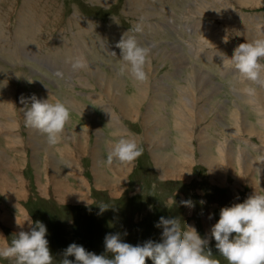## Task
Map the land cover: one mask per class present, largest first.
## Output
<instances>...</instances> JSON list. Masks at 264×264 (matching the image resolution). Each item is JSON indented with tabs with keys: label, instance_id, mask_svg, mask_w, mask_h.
<instances>
[{
	"label": "rangeland",
	"instance_id": "rangeland-1",
	"mask_svg": "<svg viewBox=\"0 0 264 264\" xmlns=\"http://www.w3.org/2000/svg\"><path fill=\"white\" fill-rule=\"evenodd\" d=\"M215 1L0 0V217L13 222L0 218V247L29 230L25 220L31 216L47 226L53 264H59L73 242L105 253L108 233L120 232L133 245L162 239L157 221L167 213L209 236L213 254L228 264L210 229L222 207L264 192V85L238 79L222 56L230 59L246 39L264 38V0ZM137 23L142 32H126ZM124 33L151 48L144 82L118 70L117 43ZM76 54L88 61L87 69L71 68L64 77L52 71ZM177 66L182 71L175 76ZM190 75H196L193 86L187 83ZM248 86L256 89V99L244 93ZM33 94L49 102L63 100L71 109L55 145L25 123L24 108ZM210 95L215 99L202 97ZM116 132L134 135L143 154L132 162L109 163ZM225 142L234 146L235 159L238 148L250 154V168L234 159L231 167L221 161ZM5 181L14 188L6 194ZM53 183L64 192L72 189L65 192L69 201L58 200ZM182 198L194 206L181 203ZM46 201L61 208L57 224L44 215ZM101 202L112 207L98 214ZM0 264L15 261L0 258Z\"/></svg>",
	"mask_w": 264,
	"mask_h": 264
},
{
	"label": "clouds",
	"instance_id": "clouds-1",
	"mask_svg": "<svg viewBox=\"0 0 264 264\" xmlns=\"http://www.w3.org/2000/svg\"><path fill=\"white\" fill-rule=\"evenodd\" d=\"M128 31L139 33L143 31V26L137 23ZM125 33L117 43L121 50L118 70L130 74L137 82H144L148 79L146 69L152 60L151 48L142 45L135 35ZM203 40L208 44L204 37ZM222 57L234 67L240 78L264 85L261 75L264 73V63L261 62L264 58V38L246 39L233 50L230 59ZM71 67L74 72L87 69L88 61L76 57ZM56 75L63 77L64 73L57 71ZM229 83L235 91V84ZM244 93L251 99L256 89L248 86ZM70 112V107L63 100L49 102V99L41 100L33 94L30 106L24 108V119L26 125L44 133L48 143L55 145L62 138ZM114 135L118 139L110 142L107 155L109 163L113 160L132 162L143 154L144 149L134 135L119 132ZM170 203L174 206L173 196ZM181 203L188 207L194 206L189 198H182ZM97 206L100 209L98 214L112 207L107 202ZM25 221L28 222L29 230L19 231L10 243L6 242L5 246L0 247V258L14 260L15 264H53L55 257L50 251L47 226L42 221H33L31 216ZM157 226H162V239L150 238L143 244L126 242L120 232L108 233L104 241L105 253L101 254L73 242L64 250L59 264H147V258H151V264H221L220 259L213 254L209 236H201L195 226L182 223L179 216L160 215ZM210 236L216 241L215 248L219 255L228 264H264V192L254 191L243 202L222 207L218 221L210 229Z\"/></svg>",
	"mask_w": 264,
	"mask_h": 264
},
{
	"label": "bare ground",
	"instance_id": "bare-ground-1",
	"mask_svg": "<svg viewBox=\"0 0 264 264\" xmlns=\"http://www.w3.org/2000/svg\"><path fill=\"white\" fill-rule=\"evenodd\" d=\"M215 1V0H214ZM216 2V1H215ZM219 3V2H218ZM227 5V4H226ZM222 6H224V5H222ZM226 7V6H225ZM259 8H261V7H259ZM250 16V15H249ZM248 17V16H247ZM203 26V25H202ZM234 28H235V26H233ZM73 36V35H72ZM81 36V35H80ZM79 37V36H78ZM76 38V37H75ZM74 38V39H75ZM83 38V37H82ZM81 38V39H82ZM77 39V38H76ZM75 39V40H76ZM78 43V42H77ZM153 42H149L147 45H151ZM79 45V44H78ZM97 46V45H96ZM79 47V46H78ZM77 47V48H78ZM67 48V47H66ZM65 48V49H66ZM79 49H80V52H81V45H80V47H79ZM92 49V48H91ZM106 49V48H105ZM107 50V49H106ZM79 51V50H78ZM68 52V51H67ZM92 52H93V50H92ZM201 52V51H200ZM82 53V52H81ZM69 54V53H68ZM196 54V53H195ZM197 54H199V53H197ZM70 55V54H69ZM28 56V55H27ZM30 56V55H29ZM32 56V55H31ZM76 57H83V55L82 54H76L75 56H74V58H76ZM208 58V60L211 62L212 61V58H214V57H212V56H210V57H207ZM48 63H49V61H48ZM47 65V64H46ZM71 65H72V62L71 61H69V60H63V66L60 68V67H51V69H52V71L54 72V73H57V71H60V72H63L64 74H66L68 71H70V69L72 68L71 67ZM54 66V65H53ZM180 71H182V67L181 66H177L176 67V75L175 76H178V73H180ZM71 73V72H70ZM175 73V72H174ZM174 73H173V75H174ZM237 74V73H236ZM231 75V74H230ZM238 75V74H237ZM180 76V75H179ZM64 77V76H63ZM228 77V76H227ZM232 77H234V76H232ZM240 77L238 76V79H239ZM158 79V78H157ZM171 80V79H170ZM178 80V79H177ZM83 82V81H82ZM153 82V81H152ZM167 82V81H166ZM233 82V81H232ZM234 82H235V80H234ZM247 83V82H246ZM235 84V83H234ZM238 85H239V83H238ZM85 86V85H84ZM143 87V86H142ZM157 87V86H156ZM241 87V86H240ZM258 87H260V86H258ZM219 89H220V87H219ZM258 89V88H257ZM215 93H218V92H220V90H218V88H216L215 89V91H214ZM196 94V93H195ZM263 95V94H262ZM138 96L140 97V96H142V94L141 93H139L138 94ZM241 96V95H240ZM261 96V95H260ZM201 97V96H200ZM202 97H205V98H209V99H213L215 96L214 95H210V96H202ZM255 97V99H256V96H254ZM239 98V97H238ZM258 98V97H257ZM261 98V97H260ZM162 99V98H161ZM202 99V98H201ZM215 99V98H214ZM240 99V98H239ZM263 99V98H262ZM94 100V99H93ZM137 100H139V99H137ZM241 100V99H240ZM258 100H259V98H258ZM258 100H256L257 102L256 103H258ZM162 101V100H161ZM197 101V100H196ZM204 101V100H203ZM208 101V100H207ZM135 102H137L136 100H135ZM211 102V101H210ZM249 102V101H248ZM263 102H264V100H263ZM189 103V102H188ZM209 103V102H208ZM211 104V103H210ZM250 105V104H249ZM252 105H254V104H252ZM264 104H262V106H263ZM96 106V105H95ZM181 106H182V104H181ZM190 106V105H189ZM197 106V105H196ZM120 107L122 108V110L124 109V106L123 105H120ZM166 107V106H165ZM251 107V106H250ZM251 108H253V107H251ZM255 108H257V106L255 107ZM264 108V107H263ZM12 109V108H11ZM258 109V111L261 109L260 108V106H259V108H257ZM108 110V109H107ZM150 111V110H149ZM253 110H251L250 112H252ZM255 111V110H254ZM264 111V110H263ZM109 112V111H108ZM111 112V111H110ZM105 113V112H104ZM259 114L260 113H262L261 111L260 112H258ZM258 113H256V114H258ZM106 114V113H105ZM108 114V113H107ZM175 114V113H174ZM259 114H258V116H259ZM179 115H181V114H179ZM221 115V114H220ZM254 115V114H253ZM113 116H114V114H113ZM182 117V116H181ZM222 117V116H221ZM264 118V117H263ZM108 119V118H107ZM262 119V118H261ZM181 120V119H180ZM220 121H221V119H219ZM256 121V120H255ZM261 121V120H260ZM161 122V121H160ZM234 122V121H233ZM232 122V123H233ZM262 122V121H261ZM164 123V122H163ZM222 123H224V122H222ZM231 123V122H230ZM260 123V122H259ZM263 123V122H262ZM221 124V123H220ZM219 124V125H220ZM68 125V124H67ZM237 125V124H236ZM258 125V124H257ZM158 126V125H157ZM221 126V125H220ZM226 127V126H225ZM16 128V127H15ZM212 128V127H211ZM220 128V127H219ZM157 129V128H156ZM216 129V128H215ZM243 129H244V127H243ZM227 130V129H226ZM245 130V129H244ZM230 131V130H229ZM193 132V131H192ZM203 132V131H202ZM249 132V131H248ZM187 133V132H186ZM194 133V132H193ZM232 133V132H231ZM235 133V132H234ZM239 133V132H238ZM243 133H244V131H243ZM247 133V132H246ZM256 133V132H255ZM254 134V133H253ZM253 134H251V135H253ZM264 135V134H263ZM71 136H73V134L71 135ZM193 136V135H192ZM204 136H205V134H204ZM182 137V136H181ZM219 137V136H218ZM33 138V137H32ZM190 138V137H189ZM234 138V137H233ZM40 139V138H39ZM153 139V138H152ZM220 139V138H219ZM260 139V138H259ZM44 140V139H43ZM63 140V139H62ZM72 140V139H71ZM193 140V139H192ZM222 140H224V139H222ZM234 140V139H233ZM152 141V140H151ZM157 141V140H156ZM207 141V140H206ZM245 141H247V140H245ZM244 141V142H245ZM74 143V142H73ZM226 144H225V146L226 147H224L223 149V154L222 155H220V158H221V161H223L224 160V163H226L229 167H231L232 166V161H233V159L234 160H238L239 162H238V164H240V166L241 167H243V169L244 168H247L248 166H250V157H249V155L250 154H247V152L245 151V149L243 150V149H240V148H238V153H239V158H237V159H235V156H233L234 154H235V149H234V146L231 144V143H229V142H225ZM30 144V143H29ZM70 144V143H69ZM80 144V143H79ZM182 144V143H181ZM243 144V143H242ZM247 145H248V143H246ZM159 145H160V142H159ZM246 145V146H247ZM164 146V145H163ZM193 146V145H192ZM228 146V147H227ZM251 146H253V145H251ZM83 147V146H82ZM158 147V146H157ZM160 147H162V146H160ZM178 147V146H177ZM180 148L182 147V146H179ZM248 147V146H247ZM15 148V147H14ZM186 148V147H185ZM187 148H189V147H187ZM187 148L185 149V150H187ZM251 148V147H250ZM256 149H257V147H255ZM25 149V148H24ZM55 149V148H54ZM67 149V148H66ZM68 150V149H67ZM159 150V149H158ZM180 150V149H179ZM250 150H252V149H250ZM264 150V149H263ZM187 151H189V150H187ZM201 151V150H200ZM181 152H183L182 150H181ZM186 152V151H185ZM191 152H192V150H191ZM222 152V151H221ZM152 153V152H151ZM193 153V152H192ZM153 154V153H152ZM184 155H187L186 153H183ZM255 154V153H254ZM260 154V153H259ZM52 155V154H51ZM148 155V154H147ZM248 155V156H247ZM261 155V154H260ZM29 156V155H28ZM27 156V157H28ZM96 156V155H95ZM188 156V155H187ZM157 157H159V155L157 156ZM190 157H193V156H190ZM257 157V156H256ZM94 158V157H93ZM153 158H154V156H153ZM160 158V157H159ZM240 158H241V160H240ZM185 159V158H184ZM193 160H194V158H192ZM254 159V158H253ZM69 160V159H68ZM146 160V159H145ZM189 160V159H188ZM191 160V159H190ZM256 160H257V158H256ZM168 161L169 162H171V159H168ZM211 163H213L214 162V158H213V156H212V158H211ZM70 162V161H69ZM202 162V161H201ZM253 162V161H252ZM155 163H157L156 161H155ZM194 163V162H193ZM243 163H244V165H243ZM73 164H75V163H73ZM97 164V163H96ZM188 164V163H187ZM259 164V163H258ZM17 165V164H16ZM69 165V164H68ZM71 165V164H70ZM156 165V164H155ZM157 166V165H156ZM78 168V167H77ZM97 167H95V169H96ZM117 168V167H116ZM153 168V167H152ZM248 168H250V167H248ZM253 168V167H252ZM255 168V167H254ZM211 169H213L214 170V167H212ZM122 170V169H121ZM96 171V170H95ZM123 171V170H122ZM175 171V170H174ZM206 171V170H205ZM244 171V170H243ZM4 172V171H3ZM57 172V171H56ZM118 172V171H117ZM127 172V171H126ZM180 172H182L181 170H180ZM208 172V171H207ZM245 172V171H244ZM124 174V173H123ZM168 174H170V173H168ZM95 175V174H94ZM166 175V174H165ZM171 175V174H170ZM36 176V175H35ZM174 176V175H173ZM180 176V175H179ZM5 177V176H4ZM168 177H170V176H168ZM187 177V176H186ZM174 178V177H173ZM215 178V177H214ZM55 179V178H54ZM103 179V178H102ZM122 179V178H121ZM223 179V178H222ZM60 180V179H59ZM82 180V179H81ZM124 180V179H123ZM58 181V180H57ZM80 181V180H79ZM95 181V180H94ZM97 181V180H96ZM109 181V180H108ZM6 182V185H5V187L2 189L3 191H4V193L6 194V193H8V191L10 192V190H12V189H14L12 186V184H10L8 181H5ZM81 182H84V181H81ZM106 182V181H105ZM86 183V182H85ZM79 184H81V183H79ZM63 185V184H62ZM87 185V184H86ZM104 185V184H103ZM44 186H46V185H44ZM112 186V185H111ZM42 188V187H41ZM54 189H55V192H56V194H57V197L59 198V201H66L69 197V195H67L65 192H67L68 190H70V189H66L65 190V192H62V190H60V187L58 186H55L54 185ZM131 189V188H130ZM72 190V189H71ZM75 191V190H74ZM129 191V190H128ZM54 192V193H55ZM69 192V191H68ZM73 192V191H72ZM207 192V191H206ZM61 193H64V195H61ZM70 194H72V193H70ZM77 194H78V191L76 192L75 191V195L74 196H76L77 197ZM236 195V194H235ZM73 196V195H72ZM96 197V196H95ZM236 197V196H235ZM80 196H79V200H80ZM75 200V199H74ZM73 200V201H74ZM78 199H77V201H79ZM72 201V200H71ZM115 201V200H114ZM76 202V201H75ZM80 202V201H79ZM206 202V201H205ZM20 208V207H19ZM24 210V209H23ZM22 210V211H23ZM25 211V210H24ZM36 212V211H35ZM1 220L3 221V222H10V223H13V222H11V219H9L6 215H2L1 217ZM25 219V218H24ZM16 223V222H15ZM19 226H20V223H19ZM130 236V235H129ZM57 251V250H56Z\"/></svg>",
	"mask_w": 264,
	"mask_h": 264
},
{
	"label": "trees",
	"instance_id": "trees-1",
	"mask_svg": "<svg viewBox=\"0 0 264 264\" xmlns=\"http://www.w3.org/2000/svg\"><path fill=\"white\" fill-rule=\"evenodd\" d=\"M42 209L46 212L44 215L50 218V221L52 222V224H57L58 220L59 221L61 220L60 219V213H62V212H61V208H59L58 206H55V205L46 201L42 205ZM56 210H57V214L55 213ZM31 212H32V209H31ZM166 215H167V213H166ZM217 258L220 259L218 256H217ZM220 261L222 263V260H220Z\"/></svg>",
	"mask_w": 264,
	"mask_h": 264
},
{
	"label": "crops",
	"instance_id": "crops-1",
	"mask_svg": "<svg viewBox=\"0 0 264 264\" xmlns=\"http://www.w3.org/2000/svg\"><path fill=\"white\" fill-rule=\"evenodd\" d=\"M231 69H233L232 67H230ZM194 77H196V75H190V76H188V78H187V83L189 84V85H192L193 86V82H194ZM207 81H211L209 78H207ZM212 82V81H211ZM222 93V92H221ZM241 93V92H240ZM220 114H221V112H220ZM212 158V157H211ZM55 186H56V184L55 183H53ZM59 185L57 184V187H58ZM60 187V186H59ZM60 190H61V187H60ZM62 192H64L63 190H62ZM61 195H64V193H61ZM69 199V198H68ZM66 200V201H69V200ZM58 200H59V198H58Z\"/></svg>",
	"mask_w": 264,
	"mask_h": 264
}]
</instances>
